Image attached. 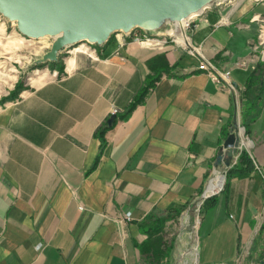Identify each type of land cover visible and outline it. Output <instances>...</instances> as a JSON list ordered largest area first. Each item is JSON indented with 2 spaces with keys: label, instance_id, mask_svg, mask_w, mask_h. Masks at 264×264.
I'll use <instances>...</instances> for the list:
<instances>
[{
  "label": "crops",
  "instance_id": "0c3cea01",
  "mask_svg": "<svg viewBox=\"0 0 264 264\" xmlns=\"http://www.w3.org/2000/svg\"><path fill=\"white\" fill-rule=\"evenodd\" d=\"M211 4L196 18L191 42L230 71L235 94L181 46L138 43L115 32L95 44L94 54L41 63L15 97L0 102V264H143L142 221L187 208L213 174L208 190L217 191L223 171L225 186L201 212L198 241L188 251L196 264L264 259V100H254L255 119L249 132L244 128L250 168L232 170L246 166L236 152V163L226 167L223 148L242 126L241 96L264 61L260 23L252 20L264 17V5L245 2L231 11ZM239 58L253 64L239 68ZM154 59L163 61L160 77L120 118L148 75L157 74ZM113 109L115 123L101 148L98 131ZM172 258L171 252L164 260L178 264Z\"/></svg>",
  "mask_w": 264,
  "mask_h": 264
},
{
  "label": "water",
  "instance_id": "95a60500",
  "mask_svg": "<svg viewBox=\"0 0 264 264\" xmlns=\"http://www.w3.org/2000/svg\"><path fill=\"white\" fill-rule=\"evenodd\" d=\"M211 0H0V13L16 21L19 31L27 37L57 36L45 60H56L59 52L70 44L89 41L101 44L116 31L135 27L156 28L165 18L179 21L191 10ZM116 114H111V125ZM239 137L232 132L223 148L229 167ZM223 148L218 159L223 157ZM225 178V174H223ZM204 196V195H203Z\"/></svg>",
  "mask_w": 264,
  "mask_h": 264
},
{
  "label": "rangeland",
  "instance_id": "374dc122",
  "mask_svg": "<svg viewBox=\"0 0 264 264\" xmlns=\"http://www.w3.org/2000/svg\"><path fill=\"white\" fill-rule=\"evenodd\" d=\"M213 6L214 4H211V7ZM53 42V36L50 35L38 38L24 36L19 31L16 21L9 20L3 15L0 17V102L15 97V92L24 87L25 82L30 79L32 69L42 66L41 63L46 61L45 56L51 49ZM83 42L85 43L84 47L81 46L83 49L87 46L93 48L95 44H98L89 41ZM75 46L77 44L72 45V47ZM72 53L82 52L75 51ZM72 53H65L61 50L58 56H67ZM220 173L226 176V172ZM225 182L226 177L223 179V188ZM219 192L213 195H217ZM200 200L201 198L198 197L177 218L168 220L164 225L162 232L164 240L173 241V258L171 259L173 263L196 264L194 261L195 252L188 251V246H195L198 241L197 231L201 220ZM209 207L210 203L204 205L201 211H207Z\"/></svg>",
  "mask_w": 264,
  "mask_h": 264
},
{
  "label": "built area",
  "instance_id": "2783aa9c",
  "mask_svg": "<svg viewBox=\"0 0 264 264\" xmlns=\"http://www.w3.org/2000/svg\"><path fill=\"white\" fill-rule=\"evenodd\" d=\"M245 2H250L253 4H263L264 0H219L214 1L215 6L220 7L222 5H229L230 10L233 11L243 5ZM211 8V4L205 7L199 14H197L195 17L188 19L186 22H183L182 19L179 21L172 20L170 18H165L162 20L159 25L152 29V30H146L141 27H135L133 29H130L128 31H116L117 33H123L126 32L130 34V37L133 41H136L138 43H145L150 45H160L161 43H165L170 41L173 44L179 45L182 48H184L189 54L196 56L199 59L198 63V69L207 71L212 78L221 85L222 88L226 89L230 93H237V88L235 84L229 79V70H221L220 68L216 67L209 59H207L202 52L200 51L198 46H195L191 42V31L196 26L195 20L197 17L201 16L207 9ZM0 13V17H1ZM253 21H257L260 23L259 27V34H258V45L262 46V58L264 60V17H261L260 15H253L252 17ZM227 21V17L223 18L221 17L219 19V24H223ZM177 25H176V23ZM152 31H156V34L152 35ZM160 33V34H159ZM180 35L182 37V40L177 41V35ZM159 35H162V37H159ZM167 38H164L166 37ZM74 44L66 45L62 51L65 53H72V50L75 47H79L80 49L78 51H81L82 53L89 54L95 53V48H91V46H87V48L83 49L81 46L84 47L85 43L81 42L80 44L77 43V46L72 47ZM72 47V48H71ZM83 49V50H82ZM90 49V50H89ZM89 50V51H88ZM236 66L242 69H247L249 66H251L252 60L246 59V58H239L235 62ZM117 109H113L112 114H116ZM235 134L239 137V144L236 147V157L242 150H248L251 144H248V141L251 143V140L245 135L244 127L240 126L238 124L237 128L234 130ZM236 157L233 161H231V164L229 167H231L233 164L236 163ZM255 167L258 169V165L255 164ZM215 175V174H214ZM213 175V176H214ZM212 176V177H213ZM211 177V178H212ZM211 178L207 182L205 188L201 192V195L199 196L201 198L200 203L202 204L203 201L213 196V194L219 192L223 189V185L220 189L215 191L214 193L205 194L207 185L209 184ZM225 179V178H224ZM224 184V183H223ZM204 195V196H203ZM254 264H264V259L254 263Z\"/></svg>",
  "mask_w": 264,
  "mask_h": 264
},
{
  "label": "trees",
  "instance_id": "16d2710c",
  "mask_svg": "<svg viewBox=\"0 0 264 264\" xmlns=\"http://www.w3.org/2000/svg\"><path fill=\"white\" fill-rule=\"evenodd\" d=\"M163 68V61H161L160 59H154L150 62V69L152 70V72L154 71L157 74L148 75L145 83L138 90L131 103L128 105L125 113L119 115L120 118L124 117L126 113L132 110L134 106L144 98V96L148 92V89L160 77ZM165 70H167V68H165ZM255 85L258 86V91L256 94L253 91V86ZM20 89L21 88H19L17 92H15L16 95ZM241 98L242 100L243 98H246V101H242L243 114L241 125L245 128V132L247 133L249 132V122L255 119L256 111L255 109H252V107H254V100L258 99V103L260 102V100H264V61L259 62L258 65H256V67L254 68L253 74L250 76L249 83L247 84L246 90L242 94ZM260 108L261 107L259 105L258 114L261 110ZM250 115L253 116L249 117ZM114 123L115 121L111 125H108L106 120V122L100 127L98 135L101 139V148L105 144V131L111 128ZM239 161H244L246 166L244 168L236 166L232 168V170L236 169L243 171L249 169L250 165H252V160L246 150H242L240 152ZM213 197L214 195L206 198L203 201L199 209L200 212H202L201 208L205 205V203H209V201H212ZM183 209L184 206H180L172 207L165 211H157L149 215L147 219H144L142 221L141 228L142 231L146 234V239L139 245V251L142 257L143 264H168L164 259L170 256L173 249V241L167 242L164 240V237L162 235L163 228L168 220L177 218L181 214Z\"/></svg>",
  "mask_w": 264,
  "mask_h": 264
},
{
  "label": "bare ground",
  "instance_id": "6f19581e",
  "mask_svg": "<svg viewBox=\"0 0 264 264\" xmlns=\"http://www.w3.org/2000/svg\"><path fill=\"white\" fill-rule=\"evenodd\" d=\"M214 1H219V0H211V1H209V2H204V3H202L199 7H197V8H195V9H193V10H191L183 19H182V21L183 22H186L188 19H190L191 17H193L194 15H197V14H199L205 7H207L208 5H210L212 2H214ZM176 21V20H175ZM176 23V22H175ZM176 25H177V23H176ZM57 38V36H53V39L55 40ZM180 40H182V37L178 34L177 35V41H180ZM75 48H78V49H80L79 47H75ZM248 144H251L249 141H248ZM217 179H215V181H216ZM213 183H212V180H211V183L210 184H208V186H207V188H206V191H205V194L206 195H208V194H211L210 193V191L208 190L209 189V187L212 185ZM223 185V184H222ZM222 187V186H221ZM220 187V188H221ZM219 188V189H220ZM212 193H214V192H212Z\"/></svg>",
  "mask_w": 264,
  "mask_h": 264
}]
</instances>
